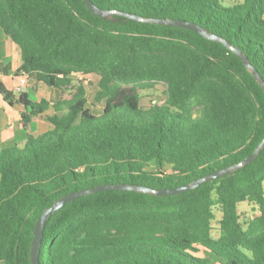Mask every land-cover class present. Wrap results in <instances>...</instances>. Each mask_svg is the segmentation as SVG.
<instances>
[{"label": "trees", "instance_id": "obj_1", "mask_svg": "<svg viewBox=\"0 0 264 264\" xmlns=\"http://www.w3.org/2000/svg\"><path fill=\"white\" fill-rule=\"evenodd\" d=\"M0 0V30L18 46L15 74L68 89L73 74L98 76L88 107L79 84L67 98L19 104L23 144L0 148V264H31L42 210L98 185L175 188L243 161L264 139V92L218 40L175 25L192 22L239 49L264 80V0ZM164 85L140 104L137 87ZM46 115L34 136L27 124ZM254 212L241 222L239 203ZM214 209L220 212L213 236ZM39 264H264V142L256 156L195 188L157 195L107 188L75 197L47 220Z\"/></svg>", "mask_w": 264, "mask_h": 264}, {"label": "water", "instance_id": "obj_2", "mask_svg": "<svg viewBox=\"0 0 264 264\" xmlns=\"http://www.w3.org/2000/svg\"><path fill=\"white\" fill-rule=\"evenodd\" d=\"M83 1L86 4V6L91 10V12L97 14L100 17L106 16L108 13L111 12L108 10L100 9L99 7L95 6L90 0H83ZM121 14L126 15L129 18H132L135 20L153 21V22H157V23L175 25V26L188 28V29H191V30H194V31L200 33L202 36H204L207 39L220 41L226 47H228L230 50H232L243 61L246 68L254 76V78L259 83L260 87L262 88V90L264 92V80L262 79V77L260 76V74L258 73L256 68L253 67L249 63L247 58L243 55V53L239 49L231 46L226 40H224L218 36H215L213 34L207 33L202 27H200V26H198L192 22H188V21L176 20V19H145V18H142L139 16L129 15L126 13H121ZM263 142H264V139L257 145V147L254 149L253 153L251 155H249L248 157H246L243 161L236 163V164H233V165L226 167L224 169L217 170L213 173L207 174L204 177L198 178V179L193 180L192 182H190L186 185H182L179 187L167 188V189H161V190H153V189L143 187V186H128V185H122V184H119V185H98L95 188L84 189V190H81L79 192L69 193L67 195H64V196L56 199L50 206H48L42 210V212L39 214L38 218L35 221L34 228H33V238L31 240L30 249H29L30 263L31 264H39L38 254H39V248L41 245L43 230H44L45 224H46L47 220L49 219V217L51 216V214L54 213L55 211H57L58 209H60L68 201L73 200L75 197L89 193V192H94L97 190L107 189V188L134 189V190L142 191V192H152V193H155L157 195L179 193V192L185 191V190L190 189V188H195L205 180H208L210 178H215L221 173L227 172V171H229V170H231L237 166H240L244 163L250 162L256 156V154H257L258 150L260 149V147L262 146Z\"/></svg>", "mask_w": 264, "mask_h": 264}, {"label": "rangeland", "instance_id": "obj_3", "mask_svg": "<svg viewBox=\"0 0 264 264\" xmlns=\"http://www.w3.org/2000/svg\"><path fill=\"white\" fill-rule=\"evenodd\" d=\"M72 79H73L72 86L69 87L68 89H61V90H56L52 92H50L49 88H47L45 85L37 83L34 80L27 79V84H29V86L26 85L25 89L29 97L33 100H39L42 97L48 98L50 94L57 98H67L74 91L75 87L81 84L86 91L88 107L95 111L100 110L101 103L97 102L94 98L96 88H97L96 82L98 80V76L95 74L86 75V76L81 75V74H73ZM8 87L11 88L10 85H8ZM136 89L141 95L140 104L142 107H147L150 104L154 103L155 101H157V103H160L163 99L164 85L161 83H156L153 88L137 87ZM51 113H52V110L50 109V110L45 111L41 115L33 116L31 121L27 124L28 132L31 133V135L36 136L46 131L48 128H50L51 124L46 118V115H51ZM13 121L16 126H14L15 128L11 131L12 139L13 141L19 142L20 145H22L24 142V138H25V132L24 130H22V128L18 127L17 125L18 123L16 120H12V123ZM238 210L241 213V222L245 224V221L247 220V218L254 212V206L251 203L242 202V203H239ZM214 216L215 217L212 220L213 228L211 230V234L213 236H217L218 235V219L220 218V212L217 209H214Z\"/></svg>", "mask_w": 264, "mask_h": 264}, {"label": "crops", "instance_id": "obj_4", "mask_svg": "<svg viewBox=\"0 0 264 264\" xmlns=\"http://www.w3.org/2000/svg\"><path fill=\"white\" fill-rule=\"evenodd\" d=\"M20 62L18 46L0 30V83L7 90L10 89L9 91L15 96L17 94L13 90L17 85L19 74H15L14 71L19 67ZM26 85L29 86V84ZM25 86L22 88V91H26ZM21 110L22 106L19 104H14L13 106L7 105L0 95V148L2 142L13 141L11 131L16 125L14 121L12 123V120H16L18 127L22 128L19 117ZM22 130L24 129L22 128ZM24 132L26 131L24 130ZM17 143L20 145L19 142Z\"/></svg>", "mask_w": 264, "mask_h": 264}, {"label": "built area", "instance_id": "obj_5", "mask_svg": "<svg viewBox=\"0 0 264 264\" xmlns=\"http://www.w3.org/2000/svg\"><path fill=\"white\" fill-rule=\"evenodd\" d=\"M27 84V77L24 73L18 75V82L14 88V93L17 95L22 91V88Z\"/></svg>", "mask_w": 264, "mask_h": 264}]
</instances>
